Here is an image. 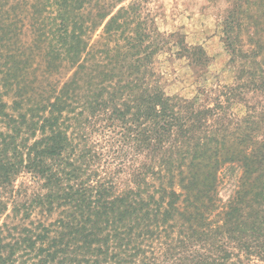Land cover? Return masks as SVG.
Instances as JSON below:
<instances>
[{
    "label": "trees",
    "instance_id": "1",
    "mask_svg": "<svg viewBox=\"0 0 264 264\" xmlns=\"http://www.w3.org/2000/svg\"><path fill=\"white\" fill-rule=\"evenodd\" d=\"M144 2L0 0V264H264V0L225 16L202 102L165 92L154 57L202 50Z\"/></svg>",
    "mask_w": 264,
    "mask_h": 264
},
{
    "label": "rangeland",
    "instance_id": "2",
    "mask_svg": "<svg viewBox=\"0 0 264 264\" xmlns=\"http://www.w3.org/2000/svg\"><path fill=\"white\" fill-rule=\"evenodd\" d=\"M144 1L141 4L143 16L147 15L146 18L152 21V23L149 22L150 31L154 30L160 34H165V36L176 33L177 37L184 40L186 45L191 47L198 46L202 50V70H196L197 73L192 71L185 59L169 57V54L164 53L154 57V60H157L156 71L162 75L161 82L168 95L175 94L183 98H192L197 94L196 88H200L201 99L199 100L202 102V88L213 90L220 84L230 85L232 83V70H229L230 67L226 65L228 55L222 42V30L224 28V18L234 7L236 0ZM263 14L264 6L261 11L258 10V14L255 10L253 14L250 12L249 15L251 18H256L258 15L260 17ZM261 22H264V19ZM99 33L98 31L93 36V39H96ZM26 39L31 40L32 38L28 34L25 39H22V44H30V41H26ZM239 39L244 41L246 35L244 33L240 34ZM16 46L20 47L18 43ZM26 53L30 52L27 51ZM39 53L40 51L38 52V50L34 51L31 53L33 57L23 61L36 63L37 60H40V57H38ZM204 60L207 61L205 62ZM42 61L40 60V62ZM34 65L36 66L37 64ZM41 65L43 66L44 62ZM65 73L66 70L64 69L60 73L51 76V78L59 80L66 76ZM34 75L36 78L31 76L28 81L32 80V87L35 91H38L39 88L43 87L45 79L41 76L43 75L41 71L35 72ZM7 101L10 102V100ZM235 110L238 113L243 111L241 108H236ZM95 136L98 139V136ZM234 175H237V172H234L232 177H235ZM22 180L24 179H19V181ZM229 183L231 182L229 181ZM232 189L231 184H221L219 197L225 201L231 194Z\"/></svg>",
    "mask_w": 264,
    "mask_h": 264
}]
</instances>
